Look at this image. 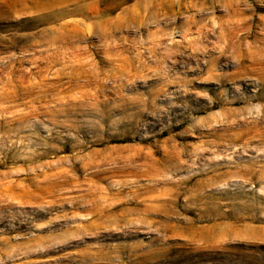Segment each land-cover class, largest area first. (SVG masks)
Returning <instances> with one entry per match:
<instances>
[{"label":"rangeland","instance_id":"obj_1","mask_svg":"<svg viewBox=\"0 0 264 264\" xmlns=\"http://www.w3.org/2000/svg\"><path fill=\"white\" fill-rule=\"evenodd\" d=\"M0 264H264V0H0Z\"/></svg>","mask_w":264,"mask_h":264},{"label":"bare ground","instance_id":"obj_2","mask_svg":"<svg viewBox=\"0 0 264 264\" xmlns=\"http://www.w3.org/2000/svg\"><path fill=\"white\" fill-rule=\"evenodd\" d=\"M243 141H244V140H243ZM243 141H242V142H243ZM245 143H246V142H245ZM244 145H245V144H244ZM246 145H247V144H246Z\"/></svg>","mask_w":264,"mask_h":264}]
</instances>
